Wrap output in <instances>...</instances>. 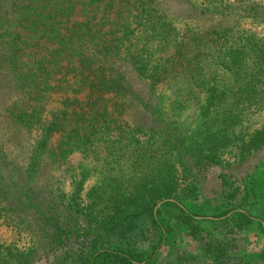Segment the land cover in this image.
<instances>
[{
	"label": "rangeland",
	"instance_id": "obj_1",
	"mask_svg": "<svg viewBox=\"0 0 264 264\" xmlns=\"http://www.w3.org/2000/svg\"><path fill=\"white\" fill-rule=\"evenodd\" d=\"M191 1L196 7L200 4ZM255 2L264 4V0ZM29 5L33 8L40 6L28 0H8L6 5H1L0 31L3 35L7 28H12L11 38L23 36L22 27L32 20L27 12L32 9ZM159 9L164 18H177L174 24L178 28H183L186 22L202 26L222 25L220 17L210 22L207 18L195 17L186 0H162ZM230 20L234 31L228 40L237 52H246V48L264 50L262 18L260 21L236 22L231 17ZM155 24L156 21L148 24L146 29L158 28ZM163 30L170 32L166 25ZM39 54L34 55L38 58ZM200 64H203L202 60ZM129 75L144 99L148 100L151 95L154 97L149 101L158 103L160 116L169 127L158 119H148L138 108L123 109V112L120 109L122 116L119 121L106 118L111 130L104 134L90 133L91 127L99 129V121L76 122L85 127L83 136L88 137L81 144L82 148L77 150L64 143L66 135L73 134L74 126L71 125L64 133L52 134L48 146H43L39 152L35 148L41 147L35 145L46 139L41 130H19L9 120L0 117V156H5L0 160V186L7 189L10 198L22 194L23 200V191L31 195V201L24 205L12 203L11 207L9 202L0 203V264H264V144L243 162L235 160L237 150L228 146L219 154L221 165H202L192 168L189 174L181 173V163L186 167L194 166L196 154H185L181 139L185 132L188 135L190 131L197 130L204 119L199 114L203 99L196 107L187 109L180 108V103L187 102L192 96L190 91L205 94V87L197 84L202 78L207 79V85L213 79L210 84L220 86L219 74L200 67L195 75L186 74L180 78L178 86L172 89L165 84L140 83L136 76ZM252 77L254 75L248 70L240 74L228 71L225 75V88L240 97L238 107L252 105L255 108L264 104L246 97L258 84ZM260 80H264V75ZM1 83L0 114L16 99L10 95L7 100ZM52 87L54 89V84ZM239 88L244 89L245 94L242 92L241 95ZM62 93L49 95L43 103L41 120L44 123L52 120L56 111L63 110L67 96ZM85 97L84 93L78 95L82 103L87 101ZM36 106L30 102L24 108L18 107L31 112ZM97 109L93 108L94 111ZM162 127L170 133L176 127L183 129V133L180 138H173L164 132L162 136L158 132H146V129L161 131ZM263 129L264 107L239 124L237 145ZM171 138L176 143L174 151L178 149L181 157L180 162L177 157L172 160L178 168V184L194 182L199 193L187 201L165 199L157 203L154 222L146 214L136 222L137 229L124 241H114L105 226L119 219L133 201L144 197L152 184H159L153 166L156 168L160 164L151 165L148 151L160 149L159 155L164 159L170 158L171 153L166 151L163 139ZM92 140H97L99 145L87 144ZM221 176L226 180L225 185L241 188L246 182L245 177L250 178L246 182L249 197L244 206L235 208V203L241 201L239 196H230L235 201L230 206V198L223 196L225 190ZM236 211L249 215L251 221L240 220L235 216ZM63 226L71 230L87 229L91 234L86 240L71 241L70 244L65 239L61 245L57 240L58 228ZM219 249L224 253L218 252Z\"/></svg>",
	"mask_w": 264,
	"mask_h": 264
},
{
	"label": "trees",
	"instance_id": "obj_2",
	"mask_svg": "<svg viewBox=\"0 0 264 264\" xmlns=\"http://www.w3.org/2000/svg\"><path fill=\"white\" fill-rule=\"evenodd\" d=\"M28 1L40 6H28L32 8L27 11L32 20L22 27L25 32L23 36L11 38L12 28H7L5 35L0 31V81L7 100L10 95L16 97L10 107L2 110L0 117L9 120L19 130H41L46 139L35 145L41 147L35 148V151L40 152L43 146L46 148L52 134L64 133L66 127L71 125L74 126L73 134L68 133L64 143L78 150L88 137L83 136L85 127L76 122L83 121L86 124L99 121V129L91 127L90 133L104 134L111 130L106 118L119 121L123 109L130 111L138 108L144 111L148 119H158L165 127H169L160 116L158 103H150L149 100L154 97L151 95L148 100L144 99L130 81L129 73L136 76V81L140 83L147 81L153 86L165 84L172 89L178 86L180 78L186 74L195 75L200 67L219 74L221 85H211L213 79L207 85V79L202 78L197 84L205 87V94L190 91L192 96L187 102L180 103V108L187 109L196 107L203 99L199 114L204 119L197 130L190 131L188 135L185 132L181 139L185 154L192 156L196 153L195 165L186 167L181 163V173L189 174L192 168L202 165H221L219 154L228 146L237 150L235 160L243 162L264 144L263 129L255 131L252 137L241 140V144L237 145L240 140L236 135L239 124L247 116L251 117L263 110L264 104L255 108L252 105L238 107L240 97L230 93L224 82L228 71L240 74L248 70L254 75L253 82L258 84L246 97L255 103L264 102V80H260L264 75V50L246 48V52H237L228 40L234 31L230 18L236 22L260 21L262 18L264 22V4L256 0H195L200 3L196 7L191 0H186L195 12V17L207 18L208 22L220 17L222 25L202 26L186 22L183 28H178L174 24L177 18L161 16L159 7L162 0ZM3 3L6 5L8 0H0V7ZM155 21L158 28L146 29L148 24H154ZM165 25L170 32L163 30ZM216 28L219 29L216 31ZM35 53H40L38 58ZM201 60L203 64H200ZM60 91L67 96L62 105L63 110L56 111L52 120L44 123L41 120L42 105L49 95ZM238 92L245 94L242 88ZM83 93L87 101L82 103L78 95ZM30 102L37 105L31 112L19 108ZM94 107L98 109L94 111ZM161 129H146V132H158L160 135L164 132L173 138H180L183 133V129L178 130L176 127L172 133L168 129L164 131L163 127ZM87 144L99 145L97 140ZM175 144L172 138L163 139V145L171 153L169 156L172 159H164L163 155H159L162 152L160 149H149L151 165L160 164L156 168L153 166L159 184H152L144 197L133 201L119 219L107 223L105 228L114 241H124L128 234L137 229L136 222L146 214L154 222L157 203L165 199L187 201L199 193L194 182L181 186L178 184V168L172 160L177 157L176 160L180 162L181 157L178 149L174 151ZM70 152L64 154L69 155ZM3 157L0 156V160ZM220 178L225 190L223 196L225 199L230 198V206L235 203L231 198L234 196L241 199L235 203V208L244 206L249 197L247 183L250 178L245 177L247 183L244 182L243 188L234 185L229 187L225 185L224 176ZM21 196L10 198L7 189L0 186V203L9 202L12 207L15 203L24 205L31 201L30 193L23 191V200ZM235 216L246 223L251 221L249 215L239 211H236ZM67 227L58 228L60 234L57 240L61 245L65 239L70 244L71 241L86 240L91 234L87 229L71 230ZM161 241L162 237L159 244Z\"/></svg>",
	"mask_w": 264,
	"mask_h": 264
}]
</instances>
